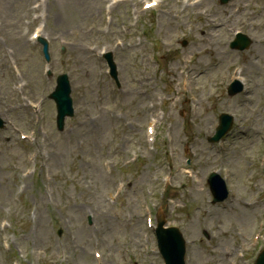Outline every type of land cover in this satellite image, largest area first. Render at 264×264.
Wrapping results in <instances>:
<instances>
[{
	"label": "rangeland",
	"instance_id": "1",
	"mask_svg": "<svg viewBox=\"0 0 264 264\" xmlns=\"http://www.w3.org/2000/svg\"><path fill=\"white\" fill-rule=\"evenodd\" d=\"M21 0H0V19L5 17V14L9 15V18H13L18 20L22 24V16L25 12V9L28 7L21 9L19 6V2ZM72 3V8L69 7ZM85 1V2H84ZM28 2V0H26ZM55 2V1H54ZM88 2H93V0H60L59 3V12L60 16L63 18L64 21L70 22L71 24L75 25V32L72 33L71 27H66L62 30V24H57V29L59 32L66 31L70 37L75 38L78 40V42L73 44L72 49L75 48H86L88 47L89 43L91 42L88 34L86 33L87 28L83 24L84 16H85V10ZM54 9L55 7L52 6L51 9V21L50 23L55 22L56 16L54 15ZM75 47V48H74ZM25 49H21L20 53L23 54ZM79 50V49H78ZM73 62L75 64V59H73ZM72 62V64H73ZM28 70L32 73L36 71V65L35 63L27 64ZM76 73L79 72V66L75 65ZM90 130L89 127L86 129H80L79 133L86 136L89 140L90 145L93 144L92 140L90 139ZM58 144L62 147L65 153V157L69 164L73 165L77 170L79 169L77 165H74V155L76 150V144L74 142H70L68 136H65L63 138L58 139ZM94 164L93 168L98 169L99 168V153L98 151H95L94 153ZM79 216L82 215V212L78 213ZM111 217L107 218L106 221L108 222V230L113 231L114 234L122 236V230L124 228L121 219L119 216L115 213H112L110 215ZM135 222H137L135 220ZM83 235V234H82ZM81 237H79V240ZM75 251V250H74Z\"/></svg>",
	"mask_w": 264,
	"mask_h": 264
}]
</instances>
